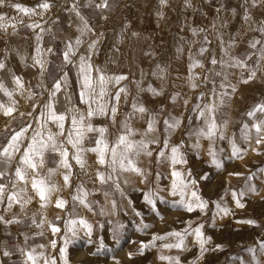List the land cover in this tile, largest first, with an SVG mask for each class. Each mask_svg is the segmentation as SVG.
<instances>
[{"label":"rangeland","instance_id":"rangeland-1","mask_svg":"<svg viewBox=\"0 0 264 264\" xmlns=\"http://www.w3.org/2000/svg\"><path fill=\"white\" fill-rule=\"evenodd\" d=\"M105 2L0 0V218L47 235L26 264H264V0ZM48 32L78 105L32 87Z\"/></svg>","mask_w":264,"mask_h":264},{"label":"crops","instance_id":"crops-1","mask_svg":"<svg viewBox=\"0 0 264 264\" xmlns=\"http://www.w3.org/2000/svg\"><path fill=\"white\" fill-rule=\"evenodd\" d=\"M111 7L109 0H106L103 5L105 13L110 12ZM93 18L96 17L94 16ZM23 27V25L17 27L20 36L31 37L35 34V32L21 31ZM40 35L41 34H37V36ZM40 44L41 51H48V60L44 66L42 75L39 76L36 71L38 82L32 85L33 89L38 90V92H43L44 87H47L48 90H52L55 93L60 91L66 81H68L67 89H70L71 93H73L70 97V101L74 103V105H78L76 104L77 96L74 93L75 80L73 74L70 72L69 66H62V64L53 59L54 54L57 52L58 38L54 33H43ZM7 128L0 131V142L5 141L8 138ZM89 140L90 138L87 139L86 144H88ZM43 163L45 167L49 169L56 167L59 163V157L55 151H47L43 156ZM1 178L2 174H0V180ZM106 198L110 200L111 196L108 194ZM82 205H88V208L92 212L93 220L91 230L93 232L101 231V222L99 225L101 207L99 202L95 199L92 202H86L73 197L63 212L65 213L64 217L71 219L82 217ZM98 211L99 214L97 213ZM62 217L63 216L60 213L55 212L50 219L52 225H54V220L58 221L59 219H62ZM32 231L40 232L31 233ZM41 231V223L32 217L19 218L16 220L0 218V241L3 245L1 253L5 264H26L27 260L23 257V252L28 253L31 248L44 245L47 240V235Z\"/></svg>","mask_w":264,"mask_h":264}]
</instances>
